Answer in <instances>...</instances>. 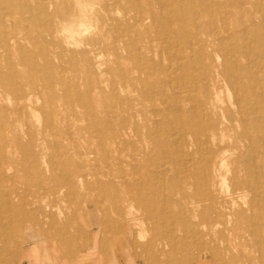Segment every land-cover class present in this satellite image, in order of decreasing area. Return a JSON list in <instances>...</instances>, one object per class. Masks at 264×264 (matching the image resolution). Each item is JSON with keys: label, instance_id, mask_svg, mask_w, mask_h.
Wrapping results in <instances>:
<instances>
[{"label": "bare ground", "instance_id": "6f19581e", "mask_svg": "<svg viewBox=\"0 0 264 264\" xmlns=\"http://www.w3.org/2000/svg\"><path fill=\"white\" fill-rule=\"evenodd\" d=\"M93 1L74 0L76 5L57 6L52 11H48L44 5L38 16L27 19L21 15L25 12L24 6L18 11L14 4L15 7L10 8L11 11H7V14H13L15 20L0 17V43L9 54L15 53L19 61L28 65L26 72L31 83L29 90L12 83L8 88L13 93L16 104L28 107L31 115L35 116L32 102L38 98L50 95L54 100H67L68 94L60 95L62 88H56L51 83L47 84L45 92L38 87V81L42 79L34 75L32 69L35 64L22 46L24 37H19V26L25 32V38L33 44H56L57 39L53 37L39 38L42 30L40 21L57 17L65 22L48 26L54 37L57 32L77 31V24H88L95 15ZM99 1L105 10V16L97 14L96 20H103V25L108 20L112 25L117 24L119 21L108 15L112 10L108 2ZM121 1L123 0H115V5L118 6ZM3 2L14 3L11 0ZM47 2L54 6L58 4V0ZM126 2L128 7L137 9V15L131 16V19L135 26L141 28V40H145L141 53L136 48L131 53V57L135 59V74L130 82V112L128 118L119 113V126H115L112 119L105 126L91 125L88 147L82 153L84 157L100 153L103 161L118 168L114 171L115 174L111 173L112 179L101 181L94 177L91 178L93 181L90 182L89 179L84 183L89 187L94 185L103 188L107 199L114 193L127 194L124 199L126 202H120L115 210L116 219L121 226L113 229V232L125 233L126 238L133 225L143 226L148 222L154 225L152 233L155 236L161 235L159 225L166 217L164 222L168 220V223H176L185 233L184 237L181 236L185 239L177 238L178 241L171 233L165 234L169 240L168 243L166 241V251L170 254L182 252L185 241L189 240L198 244L204 253L216 254V264H264V21H256L250 15L245 18V12L241 11L236 25L233 27L232 24L230 27L228 20L233 12L231 13V6L228 9V4L223 2L197 10L181 0H156L160 9L169 8L176 14L172 18L168 16V11H163L162 17H166L162 20L163 24L159 22L158 29L165 26L167 30H171V26L178 23V30L184 40L192 37L187 30L186 20L202 14L211 19L202 27L212 26L211 29L215 32L211 38H197L194 41L200 57L196 61L198 69L192 70V62H177L180 55L171 51L176 42L169 39V35H159L156 45L145 37L149 22L158 21L153 12V0ZM238 5L241 4L236 6ZM180 12L185 15L181 16ZM128 19L124 18V21ZM184 19L187 23L181 22ZM214 27H219L220 30ZM236 27L242 33H237ZM192 41H187L185 45H194ZM136 43L138 45V38L134 39L133 44ZM154 47L167 54L170 61L168 66L159 67L151 62L147 53L155 52ZM218 50L222 51L220 60ZM60 53L62 52L58 56L61 57ZM205 57L211 59L210 64L202 62ZM15 75L14 67H11L8 76L12 79ZM2 78L4 76L0 74V80ZM224 92L227 98L222 97ZM17 118L25 120L23 116ZM33 119L39 122L37 117ZM126 122L129 123V131L125 126ZM43 133L41 145H35L41 151L53 146L64 148L61 151L62 157L52 158L43 166L38 165V162L43 164L39 161L40 150H34L32 142L25 144L16 141L0 145V264L1 256L9 254L7 243L11 239H26L23 245L46 240L47 234L40 228L47 221L42 218L50 217L42 213L50 207L44 197L32 202L31 205L35 204L32 212L23 207V199L19 194L15 191L6 192L5 187H8H4V181L14 182L20 177L17 172H11L14 168L21 170L22 175L30 180L36 179L39 184L51 186V193L59 194L65 190L67 194L73 195L69 208L83 203L77 196L78 181L83 180L85 175L93 177L86 160L71 161L68 157L65 147L69 146L68 143L73 145V142L65 130L57 132L56 136L54 132ZM34 138L33 136L31 139ZM126 138L132 151L128 156L129 160L122 157L120 149L127 141ZM20 155L22 158L17 159ZM123 162L131 168L129 173L119 168L118 165ZM55 169H59V172H54ZM154 183H158L162 189L154 190ZM175 195L184 198L185 208L179 205L169 208V204L177 203ZM86 205L90 207V203ZM93 205L96 206L89 210L90 215L100 212L102 225L111 226L112 220L100 211L97 206L99 204ZM133 208L140 212L139 215H130ZM64 220H67V216L61 212L57 214L56 220L51 219L52 226H55L54 236L60 238V242L65 239L71 241V236L67 233L74 222ZM77 231L82 229L78 228ZM96 234L97 231H91V245L84 250V255L92 253ZM119 237H114L117 243ZM151 238L154 239L153 235ZM152 243H148L149 247H152ZM216 244H223L224 247L218 250ZM29 246L21 253L24 256L36 255V250H32L33 246ZM50 248L52 246L46 249ZM162 249L165 251V246ZM191 257L186 258L184 255L185 262L182 264H186L188 260L190 263L187 264H195Z\"/></svg>", "mask_w": 264, "mask_h": 264}, {"label": "rangeland", "instance_id": "374dc122", "mask_svg": "<svg viewBox=\"0 0 264 264\" xmlns=\"http://www.w3.org/2000/svg\"><path fill=\"white\" fill-rule=\"evenodd\" d=\"M11 1L14 3L4 4L3 0H0V17L4 16L7 20L11 18L15 20L13 14L11 15L9 12V15L7 14V11H11L10 8L15 7L14 4L17 6L18 11H20L21 6H24L25 12L21 13V15L25 19L38 16L40 9H42L44 5L48 11H52V9L57 6L76 5L74 0H58L56 6L48 3L47 0ZM134 1L138 2V0ZM181 1L193 5L197 10H201L207 6L211 7L219 2L228 4L227 8L229 9L231 6V13L233 12L228 20L231 24L230 27L232 24L233 27L236 25L237 16H239L238 14L241 11L245 12V18L250 15L256 21H264V0ZM106 2H108L109 8L112 9L111 12H108V15H111L116 21L118 20L119 22L117 24L112 25L110 24V20H108V23L103 25L101 23L103 20L101 21L99 18L96 20L95 16L97 14L100 17L105 16V10H103L102 3H100L99 0L93 1V11L95 15L92 16L88 24H77V31L70 33L65 31L57 32L54 34V37L48 30V26L50 24H56V22H60L61 24L65 22L57 17L50 18V20H41L40 24L42 30H40L39 38L48 39L53 37L57 39L56 44H49L46 42L41 46L33 44L25 38V32L19 26V37H24L22 46L26 48L28 55L35 64L32 69L35 72L34 75L40 76L42 79L38 81V87L45 92L47 91V84L51 83L56 88H62L61 92H59L60 95H64L65 93L68 94L66 96L67 100L63 98L54 100L53 96L44 95L38 98V100L33 101L32 107L35 116L31 115V111L28 107L23 108L21 104H19L21 107H18L19 105L16 104L13 99V93H11V90L8 88L9 84L12 83L15 86L19 84L18 86L20 88L26 90L31 89V83L29 82L30 78L27 77L26 72V69H29L28 65L26 63L24 64L21 60L19 61L15 53L9 54L6 48L0 43V74L4 76V78L0 80V145H4L6 142L12 144L16 141L25 144H30L32 142L31 144L33 146L31 147L39 151L40 147L35 145H41V140H43L44 136L43 131H46V133L51 132L52 134L54 132V136H56L57 132L60 133L61 130H65L72 137L73 142V145L68 143L69 146L65 147L68 157L71 158V161L86 160L89 170L93 173V177L85 175L83 176V180L78 181L76 188L77 196L80 200H83V203L77 207H71V209L69 206H71L70 201L73 195L67 194L68 192L65 190L59 194H55L54 192L51 193V186L48 185V187H46L45 184H39L35 181L36 179L30 180L22 175L21 170L14 168L11 172H17L20 177L14 182L9 180L4 181V187H8H5L6 192L13 193L15 191L17 195L19 194L23 199V201H21L23 207H25L26 211L32 212L34 211L32 207L35 206V204L31 205L32 202L44 197L46 202L50 203V207L45 210L43 209L44 211H42V213L48 214L50 217L42 218L43 221H47H45V224L40 228V230L47 234L45 237L46 240L42 239L36 241V243L33 242L23 245L26 239H19L20 237L11 239L7 243L9 254L5 253L4 256H1V264H32V258L35 264H182L185 262L184 255H186V258L192 256L190 259H194L195 264H216V254H211L210 252L204 253V251H201L198 247V244H194L192 241L189 242V240L185 241L182 252L179 251V253L177 252L175 255L167 252L166 241L168 243L169 240L166 239L165 234L171 233L177 240V238L183 239L185 233L183 228L176 225V223H168V220L164 222L166 217L161 220V224L159 225V230L161 232L159 236H155L152 233L154 225L149 222L143 226L133 225L130 230H128V238L125 237V233L120 234L113 232V229L121 226L116 219V207L120 206V202H126L124 199L127 198V194L118 192L117 195L114 193L113 196L107 199L103 188L94 185L89 187V185L86 186L84 183L94 177H97L101 181L112 179L111 173H114L118 168L117 166H113L110 162L106 163L103 161L100 153L97 155L91 154L87 157L82 156V153L83 150L88 147V131L91 130V125L105 126L104 124L112 119L115 126H119V113H122L125 118H128L130 112V82L132 76L135 74V72H133L135 59L131 57V53H133L134 48L137 49V52L139 51V53H141L142 45L145 42V40H141L143 38L140 32L141 28L135 26L131 19V16L137 15V9L128 7L126 5V0L121 1L118 6L115 5V0H106ZM153 2V12L157 16L158 21L149 22L148 33L145 37H148V39L156 45L159 35L163 37L169 35V39L176 42V46H174L171 51L180 55L176 59L177 62H192L194 66L192 70H197L198 65L196 61L199 59L200 54L199 50H197L198 46L195 45L194 41L197 38L201 40L211 38V35L215 32L214 29H211L212 26L209 28L202 27L204 24L209 23L211 19L202 14L199 16L197 15V17H190L186 20L188 21L187 30L192 37L189 40H184L178 30V23L171 26V30H167L165 26H161L158 29L159 22L161 21L160 24H163L162 20L166 17H162L163 11H168V16L172 18H174L176 14L174 11L169 10V8L160 9L156 0H153ZM237 4L241 5L236 6ZM180 15L183 16L185 14L184 12H180ZM16 17H18V15ZM124 18L129 19L124 21ZM185 18H188L187 15ZM186 21L184 19L181 22L187 23ZM214 28L220 30L219 27ZM236 31H238L237 33H242V30L237 27ZM137 38L139 39L138 45L137 43L133 44L134 39ZM190 40H193L192 43L194 45L188 47L185 44ZM154 49L155 52L147 51L151 62L159 67L168 66L170 61L167 54L157 47H154ZM59 52H62L60 53L61 57L58 56ZM217 54L220 60L222 58V51L218 50ZM215 55L216 53L213 56L215 57ZM202 62L208 65L211 59L205 57ZM11 67H14V71L16 72L15 77L12 79L8 76ZM222 97L227 98L228 96L224 92V94L222 93ZM20 116L25 117V120L23 121L20 120L21 118H17ZM36 117L39 122L33 119H36ZM28 119H30L31 122L28 121ZM125 126L129 131L128 122L125 123ZM28 133H30L31 136H29ZM33 136L35 137L34 140L31 139ZM126 140L127 141L120 146V149L122 157L129 160L128 156L132 154V151L127 138ZM62 149L64 148L53 146L46 151L40 150L39 155L41 158H39V161L43 164L38 162V165L43 166L52 158L62 157ZM20 158H22L21 155L18 156L17 159ZM118 166L127 173L131 171V168L126 166L124 162ZM54 172L58 173L59 169H55ZM45 173L48 172L46 171ZM32 174L35 176V173ZM101 174L106 176L101 177ZM93 180L94 179H91L90 182ZM153 188L154 190L162 189L158 183H154ZM0 193H2L1 190ZM114 196L116 197L115 199ZM174 198L177 203L169 204V208H176L175 206L177 205L181 208H185L186 203H184V198L178 195H175ZM106 199L108 201H106ZM87 203H90V209L86 205ZM94 203L99 204L97 206L100 211L106 213L107 218L112 220L111 226L102 225L100 212H94L90 215L89 210L95 209L96 205H93ZM59 212L66 214L67 220H64V222H68V220L74 222L73 225H70L71 228L68 225V229L70 228V230L67 235L71 236V241L65 239L63 242H60L61 239L54 236L55 226H52L51 219L56 220ZM139 213L140 212H137L136 208H133L132 214L130 215H139ZM182 216H185V214H182ZM39 218H41V216H39ZM78 228H81L82 231H77ZM94 230L97 231V234L93 243L92 253L84 255V250L87 249V246L91 245L90 236L91 231ZM118 235L120 236L119 243H117L116 238H114ZM152 235L154 239L151 238ZM47 239L49 240L47 241ZM150 241L153 242L152 247L148 245ZM27 246H52L50 249L56 256H24L21 251L24 252ZM114 246L116 247L114 248ZM162 246H165V251L162 249ZM223 247V244H216L218 250H221ZM180 248L182 249V247ZM28 258H30V260ZM188 261L187 263H190Z\"/></svg>", "mask_w": 264, "mask_h": 264}, {"label": "crops", "instance_id": "0c3cea01", "mask_svg": "<svg viewBox=\"0 0 264 264\" xmlns=\"http://www.w3.org/2000/svg\"><path fill=\"white\" fill-rule=\"evenodd\" d=\"M48 246H33L32 247V250H36V255H33V254H29V256H56V254H53L51 249L47 250ZM46 251V252H45ZM42 252V253H41ZM37 258V257H36ZM30 260V258H28ZM33 262V263H32ZM31 263L32 264H35L34 263V260L33 258L31 259Z\"/></svg>", "mask_w": 264, "mask_h": 264}]
</instances>
